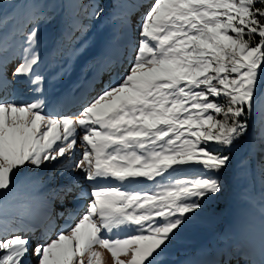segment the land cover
<instances>
[{
	"label": "snow or ice",
	"instance_id": "6c2138e0",
	"mask_svg": "<svg viewBox=\"0 0 264 264\" xmlns=\"http://www.w3.org/2000/svg\"><path fill=\"white\" fill-rule=\"evenodd\" d=\"M141 8L115 18L98 62L108 82L70 111L46 95L42 27L57 29L49 54L66 69L106 5L0 0V264H102L98 249L113 264H164L226 191L254 122L264 157V0ZM259 205L258 226L215 264H264V194Z\"/></svg>",
	"mask_w": 264,
	"mask_h": 264
},
{
	"label": "trees",
	"instance_id": "16d2710c",
	"mask_svg": "<svg viewBox=\"0 0 264 264\" xmlns=\"http://www.w3.org/2000/svg\"><path fill=\"white\" fill-rule=\"evenodd\" d=\"M141 2L142 0H118V2L117 0H107V3L105 4L106 14L104 17H106V19L114 18V20H110L107 23L106 32L108 31L109 25L117 21L115 18L119 17L123 13H132L131 16L134 18L136 16L139 17L140 13L143 11L141 7L139 8V6H141ZM85 3H88V0H85ZM100 3H102L101 0ZM125 5L127 6L124 8ZM116 8L122 13L114 17L113 14L115 13ZM90 9L91 7L88 8V13L91 12ZM81 12L84 16L85 13L83 10H81ZM104 17L101 20H103ZM87 21L88 20H85V23H87L88 27H90V24H88ZM91 49L90 56L85 60H80L81 64L79 66V77L82 80V83L86 84L83 96L87 97V100L95 95L102 82L104 84L108 82V76L104 74L103 67L98 64L101 53H94ZM78 61L79 60H76L73 63V60H70L72 66L67 67L69 75L73 72V67L77 65ZM40 68L43 70L46 69L44 66H41ZM90 72H93L94 77L88 79L86 76H88ZM56 85H50L49 81L47 88L51 89ZM47 88L46 95L48 96ZM26 94L25 97L28 96ZM69 103H71V100ZM79 107L80 105L75 108H71L70 111H78ZM259 135V126L258 124L253 123L249 129V134L243 147L239 150L242 154L241 156L245 159V163L249 166L247 173L243 174L239 171L240 164H236L234 159L232 166L224 173L223 180L226 186L228 184L231 185V183L234 184L235 191L232 190L229 193L226 190L224 192L226 193V197L223 200H220V196L219 198L209 202L207 210L203 212L193 223L187 225L195 227V229L190 232L192 233V235H190L191 238L186 237L188 228L185 226L179 239L171 244L177 253L182 252L188 256L192 255L196 258V253L194 254L196 251L203 250L204 255L207 254L210 249L215 252L226 250L229 240L234 239V242H236L243 239L245 228L251 221H255L256 224H259V213L261 210L259 200L261 195L264 194V178L261 177V168L264 167V157L261 156V141L259 139ZM237 154L238 152L236 153V156ZM234 194L238 196L237 201L242 202L246 206V209H242L239 205H234L235 201H232L233 196L235 197ZM248 206L252 209H249ZM62 223L63 221L61 224ZM128 234L131 233L124 232L123 236ZM185 247H187V249L182 250ZM187 258L191 261L189 257ZM162 259L164 263L170 262V254L166 252Z\"/></svg>",
	"mask_w": 264,
	"mask_h": 264
},
{
	"label": "rangeland",
	"instance_id": "374dc122",
	"mask_svg": "<svg viewBox=\"0 0 264 264\" xmlns=\"http://www.w3.org/2000/svg\"><path fill=\"white\" fill-rule=\"evenodd\" d=\"M102 4H106L107 0H101ZM126 1H131V0H126ZM127 5L124 6V8ZM125 10V9H124ZM57 11L59 12V8H57ZM90 11H92V9H90ZM122 12L119 11V9H115V13L113 14L114 17L117 15H120ZM66 15V13H65ZM81 15L83 16V13L81 12ZM129 15L131 16L132 13H129ZM135 18H138V16H136ZM113 21L114 18H110V19H106V17H104L103 20H99V21H91L88 20V24H90V31H88L87 36H86V45L85 48L82 51V54L78 57V58H73L74 61L79 60L77 62V65L73 67V72L71 73V75H69L68 73V68L69 66H72V63H70V60L73 59H69L68 64L66 69L61 67L62 61H56L52 58V56L49 54V48L51 47L52 41H53V37L57 31L56 28L53 27H42L41 30V36H42V42H41V56L43 57L44 63L41 64V66L46 67V69H39L40 71H43L45 73V75H47L49 77L48 83L50 81V85H56L53 86L51 89L47 88L48 83L46 85V88L48 89V99L50 101L51 105H55L57 100H60L62 102V105L65 106V108L67 107V104L69 103V96L71 97L70 99L74 100L75 104H72V107L69 108H74L80 104H82L83 102H85L86 98L84 99V97H78V93L80 95V93L84 90L86 84L82 83V80L79 77V66L81 64L80 60H85L90 56V49L94 52V53H102L105 42L107 41V39L109 38V36L112 34V32L114 31L117 21H115L113 24L109 25L108 31L106 32V28H107V23L109 21ZM48 68V69H47ZM58 73H63L62 76L57 75ZM69 75V76H68ZM88 79H91L93 76V72H90L88 76H86ZM80 81V82H79ZM59 82V83H56ZM76 86V87H75ZM75 87V88H74ZM77 89L79 91H77ZM85 91V90H84ZM26 91L20 90L19 91V99L23 100V101H29L32 99V97L27 93ZM25 94L28 95L25 97ZM66 100V102H65ZM79 103V104H78ZM254 124H256L254 122ZM253 154V152H252ZM242 154L240 152H238L236 158H235V163L236 164H240V160L243 156H241ZM143 187V185L141 186ZM226 190L227 192H231L232 190L235 191V186L234 184L231 183L228 184L226 186ZM234 193V192H233ZM235 197L233 196L232 201H235L234 205H239L242 209H246V206L242 203V202H238L237 198L238 196H236V194H234ZM238 195V194H237ZM226 197V193H224L221 197L220 200H223ZM249 209H252L250 206H248ZM258 226V224H256ZM188 228V232L186 234L187 238H191L190 235H192V233H190L192 230L195 229V227L193 226H187ZM120 236L124 235V232H120L119 233ZM206 239V238H205ZM186 241V239H185ZM211 245V244H210ZM199 246V245H198ZM187 247L183 248L182 250H186ZM99 251H101L102 253V264H113L111 257H110V253H108L106 250L104 249H98ZM203 250L200 251H196L194 252V254L196 253L197 255H200ZM167 253L170 254V262H166L164 264H195L193 261L194 257L192 255L188 256L185 253L179 252L177 253L175 251V248L172 245H169V248L167 250ZM208 257L206 258V261L209 262L211 261L212 256H216V253L214 250L211 249V253H207ZM188 256L189 259H191V261L188 260V258L186 257ZM193 257V258H192ZM198 260V259H197ZM205 262H202V264Z\"/></svg>",
	"mask_w": 264,
	"mask_h": 264
},
{
	"label": "bare ground",
	"instance_id": "6f19581e",
	"mask_svg": "<svg viewBox=\"0 0 264 264\" xmlns=\"http://www.w3.org/2000/svg\"><path fill=\"white\" fill-rule=\"evenodd\" d=\"M141 7V6H140Z\"/></svg>",
	"mask_w": 264,
	"mask_h": 264
}]
</instances>
